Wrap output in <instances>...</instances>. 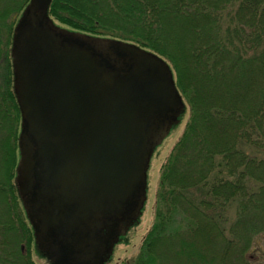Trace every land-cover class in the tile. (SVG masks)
Listing matches in <instances>:
<instances>
[{
    "label": "trees",
    "instance_id": "1",
    "mask_svg": "<svg viewBox=\"0 0 264 264\" xmlns=\"http://www.w3.org/2000/svg\"><path fill=\"white\" fill-rule=\"evenodd\" d=\"M27 3L8 0L0 12L5 47ZM48 13L71 31L159 55L173 71L182 119L188 111L161 165L154 222L135 263L125 264H264V0H52ZM7 58L0 76V264H35L14 183L20 115Z\"/></svg>",
    "mask_w": 264,
    "mask_h": 264
},
{
    "label": "water",
    "instance_id": "2",
    "mask_svg": "<svg viewBox=\"0 0 264 264\" xmlns=\"http://www.w3.org/2000/svg\"><path fill=\"white\" fill-rule=\"evenodd\" d=\"M50 3L29 0L13 30L15 184L52 264H103L140 215L152 151L183 103L160 57L59 28Z\"/></svg>",
    "mask_w": 264,
    "mask_h": 264
},
{
    "label": "rangeland",
    "instance_id": "3",
    "mask_svg": "<svg viewBox=\"0 0 264 264\" xmlns=\"http://www.w3.org/2000/svg\"><path fill=\"white\" fill-rule=\"evenodd\" d=\"M7 3L8 0H0V12L4 10ZM7 14H4L2 16L6 17ZM55 22L60 25V22L56 20ZM61 26L66 27V25L64 24L62 25V23ZM3 31L4 30L1 31L2 35L0 36V76L3 73L2 70L4 68V61L7 60L8 62L7 56H9V48L11 43V36H10L9 42L7 43L6 46L7 48L5 47ZM168 42L170 43L171 41L168 40ZM239 108L240 106H238V110ZM187 115H188V111H186L184 117L185 119L188 117ZM185 119H183L182 124L180 123V125L164 140V142L158 147L156 153L153 155L150 168L148 171L147 202L145 205L143 215L141 217V222L136 227L132 228L128 232L126 239L122 240L121 243L115 247L113 257L108 264H125L131 262L135 263L144 236L149 231L152 223L154 222V205L156 203L155 194L158 189L161 165L164 161V157L167 156V154L170 152V150L178 140L179 136L181 135V132L183 131L185 125L184 124ZM234 205L231 207L232 213L234 210ZM233 215L234 213L232 214V216ZM252 253L254 254L256 259L261 254L259 251L250 252V254ZM35 255L38 257H42L40 252L35 253ZM36 256L32 254V259L34 260L35 264H47L45 260L38 258ZM262 263H264V258H262Z\"/></svg>",
    "mask_w": 264,
    "mask_h": 264
}]
</instances>
